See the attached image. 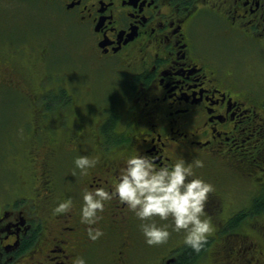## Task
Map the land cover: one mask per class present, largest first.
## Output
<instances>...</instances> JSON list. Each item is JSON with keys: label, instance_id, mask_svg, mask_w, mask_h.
Instances as JSON below:
<instances>
[{"label": "flooded vegetation", "instance_id": "flooded-vegetation-1", "mask_svg": "<svg viewBox=\"0 0 264 264\" xmlns=\"http://www.w3.org/2000/svg\"><path fill=\"white\" fill-rule=\"evenodd\" d=\"M59 24L121 77L95 123ZM1 106L0 264H176L204 244L203 264L224 241L229 263L264 264L240 231L264 201V0H0ZM18 163L30 193H2Z\"/></svg>", "mask_w": 264, "mask_h": 264}, {"label": "rangeland", "instance_id": "rangeland-1", "mask_svg": "<svg viewBox=\"0 0 264 264\" xmlns=\"http://www.w3.org/2000/svg\"><path fill=\"white\" fill-rule=\"evenodd\" d=\"M59 26L56 28L54 31V36L53 37H59L61 38L62 42L61 44L63 45V49L65 52V58H67L66 62V68H68V64L71 63V58L78 57L76 59H81L78 60L79 63V68H78V74L80 76V79L83 85L91 87V90L93 92L92 95L89 97L91 102L85 103L84 106L85 108H79L80 115L82 116V112H86L89 114V112H92V118L94 119V123L97 120L100 119V114L103 112L107 107H111L114 105V103L118 99V88L119 84L121 82V77L118 76L115 73L111 74H106L104 72L98 71V70H92L91 64L88 60L83 59L79 54L84 52L85 44L81 43L78 41V39H75L74 36L76 37L74 31L72 29H68L66 26L64 27L62 24L57 25ZM52 26H50L49 29H51ZM240 57L246 60L249 68L254 66V61L253 60V51L250 48L247 47H241V52H240ZM6 96V95H5ZM10 96H6L5 100L8 101ZM11 99V98H10ZM4 100V99H2ZM93 102V103H92ZM92 104V107L90 108V105ZM111 105V106H110ZM4 106L0 107V120L2 121H8L10 117V109L9 108H2ZM86 117V116H84ZM6 119V120H5ZM1 123V122H0ZM6 160L7 157L3 155H0V160ZM2 166H0L1 168ZM1 170V169H0ZM16 181H17V188L11 189L8 187V189H2L7 190L8 195L10 194H15L17 196L20 195H26L30 193V188L31 186L27 183L30 180V174L27 171L25 165H21L20 163L17 164L16 166ZM7 173L3 175V177H6ZM34 184V183H33ZM6 186H8L6 184ZM249 188H251V184L249 183H241V186L239 187V191H235L232 196L235 198L233 202V206L235 209L237 208H245L248 206V196H249ZM14 195V196H15ZM231 201V200H230ZM228 202V200H227ZM225 205H228L227 203ZM230 207V206H229ZM208 233H213V229L211 227L210 222H208ZM252 227H244L241 226L240 231L244 234H247L250 237V240L256 244L257 249L262 252V259L264 260V213L259 215L255 220L252 221ZM204 234V232H203ZM152 235V234H151ZM147 236V235H146ZM178 238V237H177ZM182 238L184 239V235H182ZM147 239L149 242L154 241V236H147ZM159 240V238H158ZM163 240V238L161 239ZM162 242V241H160ZM159 242V243H160ZM177 242V241H175ZM170 244V243H169ZM230 257L228 254V250L226 247L225 243H220L219 245L215 244L212 245L210 250H209V256L203 264H232L229 263ZM201 264V263H200Z\"/></svg>", "mask_w": 264, "mask_h": 264}, {"label": "trees", "instance_id": "trees-1", "mask_svg": "<svg viewBox=\"0 0 264 264\" xmlns=\"http://www.w3.org/2000/svg\"><path fill=\"white\" fill-rule=\"evenodd\" d=\"M249 205V204H248ZM246 208V207H245ZM244 208V209H245ZM250 208L253 210V212L255 214H257L256 216L258 217L262 212L264 213V201H257L254 202L253 205L250 206ZM242 209L241 211V216L245 213L248 212L250 209ZM240 221L241 224L243 223V219L242 217H240ZM235 223V222H234ZM233 223V221H230V224L228 226V228H234L233 226H235ZM221 243H225L226 245L229 244L227 243V241L225 242H221ZM204 244H191L190 246H188L182 253V255L180 256V260L178 263L176 264H190L192 261L195 262V259L197 257V253L203 248Z\"/></svg>", "mask_w": 264, "mask_h": 264}]
</instances>
